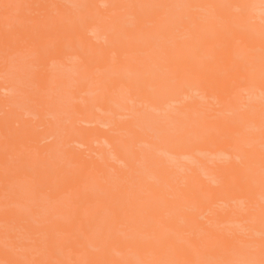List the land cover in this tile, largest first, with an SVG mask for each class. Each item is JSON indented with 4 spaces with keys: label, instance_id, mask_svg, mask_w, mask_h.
I'll return each instance as SVG.
<instances>
[{
    "label": "bare ground",
    "instance_id": "obj_1",
    "mask_svg": "<svg viewBox=\"0 0 264 264\" xmlns=\"http://www.w3.org/2000/svg\"><path fill=\"white\" fill-rule=\"evenodd\" d=\"M6 1L0 200L23 206L31 196L21 213L0 208V222L13 219L0 224V264H264V203L253 185L264 0ZM39 1L43 24L6 31L22 13L37 16ZM62 38L68 44L55 49ZM37 117L50 123L42 153L30 141L35 130L22 142L6 123ZM80 162L88 165L77 178L71 167ZM96 165L105 168L101 182ZM50 217L55 226L44 229Z\"/></svg>",
    "mask_w": 264,
    "mask_h": 264
},
{
    "label": "rangeland",
    "instance_id": "obj_2",
    "mask_svg": "<svg viewBox=\"0 0 264 264\" xmlns=\"http://www.w3.org/2000/svg\"><path fill=\"white\" fill-rule=\"evenodd\" d=\"M9 1H10V0H7V1H6V6L9 4ZM20 3H26V4H27L28 1H27V0H19V1H18V4H20ZM45 5H46V2H44V1H39V3H38L37 6H36V7L38 8L37 16H36V15L34 16L33 13H31L30 11H27V12L22 13L21 15H19V16L13 18V20H9L8 24L3 25L4 28L6 29V31H7V30H8V31H11V30H13V29H15V28H18L19 31H20V32H23V33H26L27 31H31V30L36 29L40 24H43V23L46 21V19H47V17L45 16V11H44V9H43V8L45 7ZM16 6H17V5H16ZM26 16H27V18H28L29 16H33V17L29 20L30 24H28V25H25V24H24V23L26 22V20H24L25 22L23 21L24 23H23V22L21 23V21H22L24 18L27 19ZM78 22H79V23H78ZM89 22H90V21H89ZM75 23H76V26L79 27V25H80L81 23H83V22H82L81 20H77ZM22 24H23V25H22ZM81 25H82V24H81ZM0 26H1V17H0ZM18 26H19V27H18ZM62 26H63V25H62ZM62 26H61L59 29H62ZM63 28H64V27H63ZM21 34H22V33H21ZM20 36H21L20 34H17V35H14L13 37H16V39L19 37V39H20ZM259 36H260V37H259ZM259 36H256V38L259 37V39H256L257 41L255 40V44H256L257 46L255 45L256 47L254 48V57L256 56V58L258 57L257 55H260V51H262V53H264V50H263V49L259 51V49L264 48V47H262V45H264V36H263V35H262V36L259 35ZM12 39H13V38H12ZM8 41H9V40H8ZM12 41H13V40H12ZM19 41H20V40H19ZM43 41H44V40H43ZM43 41H42V42H43ZM46 41H47V40H46ZM64 41H65V39H63V38H62L61 40L58 39L57 41H54V42H55V45H54L55 49H56V48H59V47L62 48V47H64V46H66V45L68 44V42H67V41L64 42ZM258 41L260 42V44H259ZM42 42H41V43H42ZM257 42H258V43H257ZM12 43L15 44V43H17V41H14V42H12ZM44 43H45V42H44ZM65 43H66V44H65ZM262 43H263V44H262ZM0 44H3V45L5 46V45H6V38H4V39H3V38H0ZM7 44H8V43H7ZM17 44H18V43H17ZM261 44H262V45H261ZM56 45H57V46H56ZM63 45H64V46H63ZM44 46H45V45H44ZM52 47H53V46H52ZM257 47H261V48L258 49ZM42 48H43V47H42ZM45 49H47V47H46ZM256 49H257L258 51H256ZM47 50H48V49H47ZM47 50H46V51H47ZM49 50H50V49H49ZM46 51H44V52L42 53L43 57H45L44 55H47V54L49 53V52L47 53ZM255 54H256V55H255ZM42 55H41V56H42ZM41 58H42V57H41ZM254 59H255V58H254ZM259 59H260L262 62L259 61ZM259 59H258V61H257L256 59L254 60V64H255V65H254V68L257 67V69H254V75L257 74V76H254V75H253V76H254V79H253L254 81H253V82H255V83H254V89L257 91V88H258V90H259V91H257V92L255 93V95H257V93H258V96H255V97H254V101L257 100V99H260V101L262 102V101H264V96H263V95H264V89H263V88H264V77H263V76H264V73H263V72H264V71H263L264 68L262 69L261 66L264 67V61H263V59H264V55L262 56V58L259 57ZM255 61H256V62H255ZM257 62H258L257 65H258L259 67L256 65ZM259 63H260V64H259ZM260 67H261L262 70L259 69ZM205 70H206V69H205ZM207 70H208V72L210 73L209 69H207ZM255 70H256V71H255ZM259 70H261V72H260ZM209 73H207V71L205 72L206 75H209ZM258 73H259V74H258ZM257 78H259L260 80L257 79ZM256 81H257V82H256ZM262 82H263V83H262ZM257 83L259 84V86H260L261 88L257 86ZM261 84H262V85H261ZM37 86H39V85H37ZM255 86H257V87L255 88ZM261 89H263V91H262ZM255 90H254V91H255ZM259 92H260V95H259ZM257 97H260V98H257ZM261 99H262V100H261ZM260 101L258 100V101H256L255 103H257V102L259 103ZM262 104H264V102L260 103L259 105L262 106ZM96 105H97V101H93V106H96ZM256 107H257V104H255V108H256ZM262 107H264V105H263ZM262 107L259 106V107L256 108V110L258 109V110H257L258 112L255 113L256 115H257V113H259V109H260V108L262 109ZM263 110H264V109H263ZM263 110H261V111H260L261 113L258 114V116L261 115V116H259L260 119H259V117L255 116V114H254V116H255V118H256V120H254V123H255L257 120H258V121H259V120H262L261 117L264 116V115L262 116V114L264 113ZM2 111H3V112H2ZM8 111H9V109L6 108V107L4 108V110H0V112H1V113H0V116L2 117V116H4V115H6V113H7ZM21 117H22V116H19V115H18V118L20 119V120H19L20 122H22V120H23V119H21ZM22 118H23V117H22ZM255 118H254V119H255ZM263 118H264V117H263ZM263 120H264V119H263ZM259 122H260V121H259ZM6 123H7V127H8V129H11L12 125H14V127L18 128L17 131H19V133H20V132L22 133V134H18V135H21V137H23V138H21V141H22V142L24 141V137H27V136L29 135V133H30L29 131H30V130H35V132H34V133H35V134H34L35 136H33V137H35V139H32V138H31L32 140H30V141H35V143L38 145V146L36 147V150H35V151L37 152V151H40V150H42V149H44V148H45V150H47V149H46L47 146H46V144H45V141L47 140V138H46V134H45V133H46V132H45V131H46L45 128H46V126H50L49 121H46V120H43V119H39V118L37 117L34 121H32V123L29 121V123H30L31 125H30V124H29V125H28V124H27V125L25 124V126H21V125H20L21 123L18 124V123L15 122L14 124H11V123H9L8 121H7ZM26 123H28V122H26ZM261 123H264V122H261ZM22 124H23V122H22ZM259 124H260V123H259ZM259 124H258V125L256 124L258 127H257L256 125L254 126V134H255L254 136H255L256 138H257V137L260 138V136H258L259 134L256 133V130H257L258 128H261V127H263V130H262V128L260 129V130L262 131L263 134H262L261 132H259V133H261V139H262V140L257 138L256 143H255V139H256V138L254 139V143H255V145H257V144H258V145L256 146V148L253 146V149L255 148V149L253 150V158H254V160L256 161V162L254 161V172L256 173V175H255V173H254V184H253V185H255V188H254V190H256L255 195H256V197H258V199H259V200H258V199H257V200H258L259 202H260V201L262 202V200H263V203H264V197H263V198L260 197V196L264 195V191H263V190H264V183H263V182H264V179H262V178H264V176H263V174H264V173H263V172H264V171H263V169H264V164H261L262 162H264V160H263V159H264V158H263V157H264V156H263V155H264V146H262V145H264V132H263V131H264V126L261 125V124H260V125H261V126H260ZM18 125L21 126V127L19 126L20 129H19ZM2 126H3V125H2ZM16 128H15V129H16ZM2 129H3V128H2ZM12 129H13V128H12ZM44 129H45V130H44ZM255 129H256V130H255ZM4 130H5V129H3L2 131H4ZM0 131H1V130H0ZM7 131H8V130H7ZM257 132H258V130H257ZM3 133H4V132H3ZM17 133H18V132H17ZM77 133H78V132H77ZM77 133H75V135L73 136V137H74V138H73V139H74V140H73V143L67 144V146L64 148V153H63V155H64L65 159H67V160H68V159L70 160V154H71V152L75 149L74 141H75L76 139H78V137H79V134H77ZM7 134H8V133H7ZM13 134H14V133H13ZM1 135H2V134H1ZM14 135H15V134H14ZM14 135H13V136H14ZM31 135H33V134H31ZM4 136H5V135H4ZM30 137H32V136H30ZM30 137H28V138H30ZM0 138H1V137H0ZM2 138H3V137H2ZM45 138H46V139H45ZM4 139H5V138H4ZM10 139H11V142H12L13 137H11ZM14 139H15V138H14ZM14 139H13V140H14ZM260 140H261V141H260ZM6 141H7V140H6ZM8 141L10 142V140H8ZM28 141H29V140H28ZM30 141H29V142H30ZM47 141H48V140H47ZM47 141H46V142H47ZM1 142H2V141H1ZM1 142H0V143H1ZM13 142H14V141H13ZM13 142H12V143H13ZM16 142H17V141H16ZM19 142H20V141H19ZM260 142H263V144L260 143ZM12 143L10 144V143L7 142L6 145H7V144H8V145L10 144L9 147H11V148H12V147H15L16 145H12ZM25 143H26V142H25ZM25 143H24V144H25ZM47 143H48V142H47ZM259 143H260V144H259ZM13 144H14V143H13ZM22 144H23V143H22ZM22 144H21V145H22ZM261 144H262V145H261ZM17 145L19 146L20 143L17 144ZM29 145H31V147H30L31 149H32V147L34 146V145L32 146V143H31V144L29 143ZM2 146H4V145L1 144L0 147H2ZM23 146H24V145H22L21 148H23ZM35 146H36V145H35ZM35 146H34V147H35ZM261 146H262V147H261ZM9 147H8V148H9ZM19 147H20V146H19ZM34 147H33V148H34ZM15 148H16V147H15ZM259 148H260L261 150H262V148H263L262 152L259 150ZM13 149H14V148H13ZM13 149H12V150H13ZM34 149H35V148H34ZM48 149H49V148H48ZM18 150H19V149H18ZM258 150H259V151H258ZM35 151H34V152H35ZM42 151H43V150H42ZM42 151H40V152L42 153ZM255 151H257V152H255ZM12 152H14V151H12ZM36 152H35V153H36ZM40 152H39V153H40ZM44 153H45V152H43V154H44ZM257 153H258V154H257ZM261 153H262V154H261ZM36 155H37V153H36ZM41 155H42V154H41ZM258 155H259V157H258ZM261 155H262V157H261ZM85 156H86V155H85ZM255 156H256V158H255ZM37 157H39V159H40L41 156L38 154ZM86 157H87V156H86ZM39 162H40V161H39ZM64 162H65V160H64ZM259 162H260V164H259ZM40 163H41V162H40ZM81 163H82V162H80V165H79V166H78V164H77V166H78L77 169H75V166H74L73 164H72V165L74 166V168H73V166L71 165V166H72L71 168L74 169V170H72L71 174L76 175V177H77V175H79V173H80L82 170H84L85 167L88 165V163H87V165H86L85 163H84L85 165H83V164H81ZM256 164H258V165H256ZM35 165H36V164H35ZM37 165H38V164H37ZM41 166L43 167V165H41ZM77 166H76V167H77ZM27 167H28V165H27ZM30 167H31V166H30ZM34 167H35V166H34ZM91 167H92V164H91ZM91 167H90V168H91ZM257 167H258V168H257ZM261 167H262L263 169H261ZM35 168H36V167H35ZM35 168H33V169H35ZM36 169H37V168H36ZM55 169H56V168H55ZM58 169H59V168H58ZM68 169H69V168H68ZM104 169H105V168H104L103 165H96V166H93V168L91 169V170H92L91 172H93V173L95 174L94 176H96V178H97V179H96V182H97V181H100V182H101V179H100V178H102V177L104 176V173H105V171H103ZM256 169H257V171H255ZM52 170H53V169H52ZM56 170H57V169H56ZM259 170H261L262 178L260 177L261 175L258 174V173H260V172H258ZM58 171H59L58 173L60 174V172H62V171H64L63 173H65L66 170L63 169L62 171H60V170H58ZM67 171H68V170H67ZM70 171H71V169H70ZM70 171H69V172H70ZM85 171H86V170H85ZM85 171H83V172H85ZM87 171H88V170H87ZM35 172H37V171H35ZM41 172H42V171H41ZM69 172H67V173H69ZM83 172H82V173H83ZM82 173H80V174H82ZM34 174H35V173H34ZM37 174H39V172H38ZM37 174H36V175H37ZM59 174L56 176V178L53 176V177H54V179H53L54 182H55V180L57 179V177L59 176ZM61 174H62V173H61ZM83 174H84V173H83ZM83 174H82V175H83ZM62 175H64V174H62ZM62 175H60V176L62 177ZM82 175H81V176H82ZM40 176H41V174H40ZM40 176H39V177H40ZM60 176H59V177H60ZM64 176H65V175H64ZM67 176H69V175H66L64 178H66ZM101 176H102V177H101ZM34 177H35V176H34ZM53 177H52V178H53ZM74 177H75V176H74ZM76 177L73 178V179H71V180L69 179L70 177H69L68 179L72 182V180H75V179L78 178V177H77V178H76ZM79 177H80V176H79ZM35 178H36V177H35ZM59 179H60V178H59ZM51 180H52V179H51ZM63 180H64V179H63ZM65 180H66V179H65ZM36 181H37V180H36ZM59 181H60V180H59ZM102 181H103V180H102ZM33 182H34V181H33ZM57 182H58V181H57ZM57 182L54 183V184L57 185V184H58ZM60 182H63V181H60ZM83 182H84V181H83ZM89 182H90V181H89ZM256 182H257L258 184H257ZM260 182H261V183H260ZM51 183H52V182H51ZM98 183H99V182H98ZM98 183H96V184L99 185ZM259 183H260V185H259ZM54 184L52 185V187H54ZM86 184H88V183H85V185H86ZM90 184H91V183H90ZM102 184H103V182H102ZM80 185H81V184H80ZM85 185H84V186H85ZM256 185H257L258 187H257ZM59 186H60V185H59ZM88 186H89V185H88ZM260 186H261V187H260ZM81 187H82V186H81ZM54 188H55V187H54ZM256 188H259V191H258V189H256ZM81 189H82V188H81ZM257 192H258V193H257ZM26 193H28V194H26V195H27L26 199H27V198H28L29 196H31V195H30L29 192H26ZM26 195H25V196H26ZM10 197H11V196H10ZM14 197H15V196H14ZM19 197H20V196H17L16 198H19ZM8 198H9V197H8ZM22 199H24V198H22ZM26 199L23 200V202H24V201L28 202ZM28 199H30V198H28ZM19 200H20V199H19ZM29 201H30V200H29ZM5 202H6V206H5ZM7 202H8V203H7ZM20 202H21V201H20ZM20 202H19V203H20ZM26 202H25V203H26ZM25 203H24L23 206H22V205H21L22 203H20V204L17 205L16 200H15V203H14L13 201H11V202H10V201H7V199H4V203H3V202L1 203V200H0V204H2V205H0V208H1L3 205L5 206V207H4V206L2 207L1 212H2L3 209H5L6 207H7V209H9V208L13 209V208H15L16 205H17L16 208L19 209V212H20V210L22 211V210H24V208L27 209L28 205H26ZM7 204H8V205H7ZM13 204H15V205H13ZM261 204H262V203H261ZM11 205H12V206H11ZM24 205H26V206H24ZM13 206H14V207H13ZM19 206H20V207H19ZM12 207H13V208H12ZM26 209H25V213L27 212ZM28 209H29V208H28ZM17 211H18V210H17ZM30 211H31V210H30ZM1 212H0V213H1ZM121 212H123V210H122ZM14 213H15V212H13V214H14ZM16 213H17V212H16ZM20 213H21V212H20ZM25 213H24V214H25ZM3 214H4V213H3ZM18 214H19V213H18ZM121 214H122V213H121ZM9 215H10V213H9ZM11 215H12V212H11ZM15 215H16V214H15ZM20 215H21V214H20ZM122 215H123V214H122ZM0 216H1V214H0ZM2 216H3V215H2ZM2 216H1V217H2ZM5 216H6V215H5ZM7 216H8V213H7ZM30 216H32V215H30ZM124 216H125V215H124ZM3 217H4V216H3ZM14 217H15V216H14ZM14 217H13V218H14ZM22 217H23V216H22ZM121 217H122V216H121ZM27 218H28V217H27ZM29 218H30V217H29ZM50 218L53 219V220H49ZM50 218H48L47 220L45 219V221H43V223L41 222L43 228L45 227L44 229H47L48 227H52V226L54 225V218H52V217H50ZM68 218H69V217H68L67 215H59V216L57 215V217H56L55 219H61V220H63V221H68ZM0 219H2V218H0ZM8 219H9V218H8ZM11 220H13V219L11 218ZM11 220H10V222H11L12 225H13V222H12ZM24 220H25V219H24ZM27 220H28V219H27ZM31 220H32V219H31ZM4 221H6V220H4ZM25 221H26V220H25ZM7 222H8V221H7ZM22 222H24V221H22ZM29 222H30V221H29ZM1 223H3L4 226H5V225L10 226V224H11V223H10V224L5 223V222H3V221L0 222V224H1ZM27 223H28V222H27ZM40 225H41V224H40ZM4 226L1 225L0 227L4 228ZM54 226H55V225H54ZM2 228H1V229H2ZM52 228H54V227H52ZM0 244H1V247L3 248L2 243H0ZM3 244H4V243H3ZM7 244H11V243H7ZM6 247H7V246L4 245V248H6ZM7 248H8V247H7ZM11 248H12V246H9L8 250H12V249L15 250L14 248H12V249H11ZM0 249H1V248H0ZM3 250L5 251V253L7 252L5 249H3ZM3 250H2V252H4ZM95 250H96V249H95ZM2 252H1V253H2ZM11 253H12V252H11ZM11 253H10V254H11ZM3 255H5V254H3ZM0 256H1V255H0ZM25 257H26V256H24V258H25ZM22 258H23V257H22ZM3 259H4V258H3ZM3 259H2V260H3ZM5 259H6V257H5ZM2 260H0V261H2ZM26 260H27V258L24 260V264H25ZM3 261H5V260H3ZM19 261H20V260H19ZM5 262H6V261H5ZM22 262H23V260H22ZM140 262H143L142 264H145L144 260H140ZM11 263L14 264V263H16V262H15V261H11ZM11 263H6V264H11ZM17 264H19V263H17Z\"/></svg>",
    "mask_w": 264,
    "mask_h": 264
}]
</instances>
